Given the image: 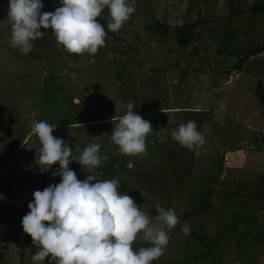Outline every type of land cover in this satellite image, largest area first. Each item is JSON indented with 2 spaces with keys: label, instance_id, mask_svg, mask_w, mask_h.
<instances>
[{
  "label": "rangeland",
  "instance_id": "1",
  "mask_svg": "<svg viewBox=\"0 0 264 264\" xmlns=\"http://www.w3.org/2000/svg\"><path fill=\"white\" fill-rule=\"evenodd\" d=\"M127 2L135 12L118 32L109 30L105 46L94 56L67 52L51 29L43 28V37L32 41L25 55L11 45L9 0H0V225L11 239L3 250L0 226V264H50L49 257L32 261L38 248L22 226L34 191L61 182L59 175H52L58 162L44 173L34 163L41 144L31 129L41 120L56 125L53 135L71 147L69 168L78 179L92 174L99 180H118L119 191L167 231L163 255L151 264H264V175L247 170V162H253L264 171V158L258 157L264 139V11L255 10L259 0ZM42 3V12L62 6L60 0ZM99 18L108 24L109 10ZM192 22H198L192 31L197 39L178 46L173 28ZM259 47L263 51L248 57L242 69L235 67L248 50ZM129 102L153 127L143 155L126 156L111 140L127 111H116V105ZM203 107L248 118L243 124L231 119L227 148L232 161H247L225 182L215 179L219 170L224 174L223 166L215 167L210 159L196 169L203 152L183 147L171 136L180 121H193ZM164 108L178 109L169 112L171 123L157 113ZM250 141L256 151L246 150ZM95 143L107 160L95 169L83 168L74 159ZM216 156L220 163L223 157ZM157 204L175 210L179 222L174 228L168 230L157 219ZM184 225L189 234L181 230ZM141 236L132 245L136 251L152 246Z\"/></svg>",
  "mask_w": 264,
  "mask_h": 264
},
{
  "label": "clouds",
  "instance_id": "2",
  "mask_svg": "<svg viewBox=\"0 0 264 264\" xmlns=\"http://www.w3.org/2000/svg\"><path fill=\"white\" fill-rule=\"evenodd\" d=\"M60 3L62 6L55 11L42 12V0H9L12 47L28 54L33 48L32 41L43 37V28L51 29L57 44L67 52L94 56L105 46L108 35L97 20L102 11L109 10L111 20L107 28L112 32H118L135 12L127 0H60ZM125 107L126 114L119 117L111 140L126 156L146 154V137L153 127L134 112L132 102L116 105V111ZM55 127L41 120L34 122L31 129L41 144L34 160L38 171L47 172L58 162L59 168L52 175L61 177L60 183L34 191V200L28 204L30 211L22 218L23 231L38 248L31 256L32 261L44 262L49 257L50 264H151L163 255L169 242L167 231L153 224L148 212L137 206L131 196L119 191L118 180H99L92 174L78 179L69 168L72 149L53 135ZM171 136L189 149L206 142L195 121L179 125ZM100 148L99 143L89 144L74 160L83 168L95 169L102 160H107V156L100 155ZM155 208L157 219L168 230L177 225L179 217L174 209L158 204ZM181 230L190 233L187 225ZM140 234L152 246L136 251L132 245Z\"/></svg>",
  "mask_w": 264,
  "mask_h": 264
},
{
  "label": "crops",
  "instance_id": "3",
  "mask_svg": "<svg viewBox=\"0 0 264 264\" xmlns=\"http://www.w3.org/2000/svg\"><path fill=\"white\" fill-rule=\"evenodd\" d=\"M226 83H228V81ZM199 96L197 97V99L200 98ZM175 109L176 108L169 109L168 110L167 108H164V109H160V112H157V113H159L161 115L162 114H165L166 115V118H163V119L164 120L166 119V122L165 123L168 124V123H171V121L169 119L170 118L169 117V112L170 113L173 112V111L176 112L178 110V109H176V110ZM201 110L203 112H201V111L197 112L198 115L196 116V118H194L193 121L196 122L197 129L205 137V141L206 142L203 145H200V146H197V147L194 148V152L195 151H199V152L201 151V152H203V153L200 152L201 154H199L200 155L199 158L203 159V161L200 163V165H198L196 167V169L201 170L203 167H205L206 165H208V163H210V159H211L212 164L215 167L221 165V166H223V170H224V172H223L224 174H221L220 173V170H219V174H218L217 177H215V179L216 178L217 179L220 178V179H222L223 182H225L226 179L227 180H230V174H231V171L232 170L238 169V168L240 169L243 166L242 163H244V162L246 163V161H247L245 159H242L239 163H238L237 160L232 161L231 153H230V150H229L230 147L227 148V146H229L230 143H229V140H228L226 134L227 133L228 134H231L232 133L231 127H232V124L233 123L231 122V119H235V120H237V122L243 124V122H246L247 123L248 118L247 119H246V117L245 118H240L239 115L238 116H235L236 118L235 117L233 118L231 116V113H228V114H230V115H228L227 113H225L222 110L221 111L220 110L213 111L212 107H211V109L204 108V109H201ZM178 112H180V111H178ZM153 113L156 114V112H153ZM193 113H196V111L193 112ZM151 114L152 113H148L147 114V116L149 115V119L152 116ZM163 123H164V121H163ZM179 124L181 125L182 122L180 121ZM252 129L255 130L256 128H252ZM229 131H231V132L229 133ZM246 132H248V130H246ZM164 134H165V131H163V133L161 135L164 136ZM253 134L256 135L255 133H253ZM258 134L260 135V132H258ZM163 140H166L168 142L169 139L163 137ZM155 142L157 143V141H155ZM226 142H228V143H226ZM252 142L250 144H253ZM261 142H262V140H261ZM261 144H263V145L262 146L260 145L258 147V149L260 148L261 150H258V151H262V154H258V157L264 158V139H263V143H261ZM211 148H214V149L210 150ZM206 152H208V154H205ZM217 152H220V153H217ZM206 155H207V157H206ZM216 155H221L223 157V159L220 160L221 161L220 163L219 162L216 163L214 161V159H216L215 158ZM224 157L225 158L227 157L228 159L225 160ZM234 158H238V157L234 156ZM236 162L239 165H241V166H236V164H233V163H236ZM247 163H248L247 170L248 171H251L252 174L254 173L253 175H256L257 172H260V171H261L260 173L264 175V171L262 169L259 170V167H256L257 165H255L253 162H247ZM201 174H202L201 172L198 173V175H201ZM228 177H229V179H228ZM263 179H264V177H263ZM195 214H197V213L195 212ZM187 219H189V218H187ZM197 259H200V258H197Z\"/></svg>",
  "mask_w": 264,
  "mask_h": 264
},
{
  "label": "trees",
  "instance_id": "4",
  "mask_svg": "<svg viewBox=\"0 0 264 264\" xmlns=\"http://www.w3.org/2000/svg\"><path fill=\"white\" fill-rule=\"evenodd\" d=\"M255 10L264 11V0H259V3L255 6ZM97 20L105 28V31L107 33H109V29L107 28V24L105 23V21L100 19L99 17L97 18ZM197 25H198V22L181 23L179 25H176L173 28L175 42L177 43L178 46H187L190 42L195 41L197 39V36L195 37L194 33H192V31H194L196 29ZM157 27H160V25L157 24ZM262 51H263L262 47L248 50V52L244 56H242L241 59L238 60V62L235 64V67L237 69H240L242 67L243 62L248 57L257 55V54L261 53ZM191 215H195V213H185L182 216V219L186 220ZM0 226L2 229V241L4 243L2 249L4 250V249H6V246L10 242L11 239L9 238L10 234L6 230V227L4 226V224H1ZM1 257H2V253H0V258Z\"/></svg>",
  "mask_w": 264,
  "mask_h": 264
},
{
  "label": "built area",
  "instance_id": "5",
  "mask_svg": "<svg viewBox=\"0 0 264 264\" xmlns=\"http://www.w3.org/2000/svg\"><path fill=\"white\" fill-rule=\"evenodd\" d=\"M255 149V146L253 144H248L246 146V150H254Z\"/></svg>",
  "mask_w": 264,
  "mask_h": 264
}]
</instances>
